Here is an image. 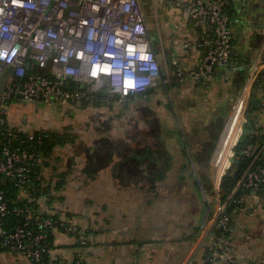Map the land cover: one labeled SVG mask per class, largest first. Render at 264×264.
<instances>
[{"label":"crops","instance_id":"crops-1","mask_svg":"<svg viewBox=\"0 0 264 264\" xmlns=\"http://www.w3.org/2000/svg\"><path fill=\"white\" fill-rule=\"evenodd\" d=\"M160 10L162 15L157 29L169 38V44L172 40L190 44L188 48L176 45L173 56L188 67H196L205 49L194 46L209 38L210 32L193 23L178 28L179 12L165 7ZM226 13L232 30L233 50L240 62H230L207 80L172 82L175 85L170 88L169 96L162 94L160 85L154 92L152 112L143 109L141 95L135 96L130 105L117 106L112 111L103 107L87 108L90 121L95 119L89 123L90 128L109 122L106 139L113 151L111 155L108 150L106 155L111 161L97 175L86 177L83 174L86 146L59 148L49 160L50 165L42 168L43 185L49 190L36 201L38 211L77 225L86 242L82 245L78 239L56 230L50 262L203 263L205 248L216 228L218 204L212 188L210 160L243 86L239 89L232 75L239 66L247 70V77L258 59L263 61L264 73V0H232ZM172 47H169L171 56ZM158 58L163 62L162 53ZM167 69L171 71L172 66L163 67V74ZM3 84L1 80L0 93ZM253 97L260 102L252 115L254 121H259V127L253 126L249 136L260 146L257 162L264 167V86L260 90L257 88ZM17 103L13 101L7 106V120L13 128L16 126L12 122L18 123L23 114L26 123L33 119L17 105L14 112L9 111ZM240 110L236 108L221 146H230ZM250 115L247 113V118ZM151 126L158 132L161 127L158 136L166 142L163 158L161 151L154 148L152 169L158 173L166 170V175L162 180L154 176L148 180L145 177L148 165L143 163L142 173L136 178L118 176L117 165L124 161L125 154H141L144 148L129 146L133 136L149 132ZM20 131L31 133L28 129ZM241 141L244 142V138ZM241 202L243 208L231 223L234 228L232 244L238 249L239 264H264V190L245 196ZM0 264L29 262L22 255L0 251Z\"/></svg>","mask_w":264,"mask_h":264},{"label":"built area","instance_id":"built-area-1","mask_svg":"<svg viewBox=\"0 0 264 264\" xmlns=\"http://www.w3.org/2000/svg\"><path fill=\"white\" fill-rule=\"evenodd\" d=\"M232 0H0V134L5 125L6 102L20 100L36 106L87 108L94 105L121 106L126 99L156 90L160 85L207 80L230 63L232 30L224 15ZM170 8L179 12L178 28L194 24L210 32V37L194 47L205 49L199 64L188 67L176 57L169 61L159 37L163 55L161 64L145 21L144 8ZM157 23V22H156ZM157 28V25H156ZM158 30V29H157ZM158 35L160 32L158 30ZM173 47L190 44L172 40ZM172 66L163 74V67ZM258 59L235 99L222 134L210 160L211 182L216 206V238L205 249L202 264H239L238 249L232 244L234 228L226 215L236 203L240 191L258 194L264 190V167L256 166L260 146L253 141L239 156L247 161L231 190L222 195L221 186L235 158L236 145L248 124V108L255 86H264V73ZM99 93L107 98H98ZM241 115L235 125L230 146H221L236 108ZM254 120V119H253ZM259 127L255 120L253 126ZM35 155L29 150L4 146L0 175L19 186L30 178L29 162ZM12 212L25 223L6 233L0 228V246L24 256L29 264H43L48 232L60 231L86 245L75 224L54 219L30 208L9 210L0 189V224ZM33 222L36 231L27 230ZM79 264V263H78ZM130 264H136L132 260Z\"/></svg>","mask_w":264,"mask_h":264},{"label":"trees","instance_id":"trees-1","mask_svg":"<svg viewBox=\"0 0 264 264\" xmlns=\"http://www.w3.org/2000/svg\"><path fill=\"white\" fill-rule=\"evenodd\" d=\"M226 8H230L231 6ZM147 7V6H146ZM226 10L224 12V15L228 14L226 13ZM229 19V18H228ZM150 35V31H149ZM151 37V36H150ZM154 43V42H153ZM154 46V44H153ZM232 48H233V38H232ZM240 60V57L236 55L235 49L232 51L230 62H237ZM240 62V61H239ZM233 73V79L234 84L237 85V87L240 89L243 85L247 70L240 69L239 66ZM175 84H166L162 85L160 89L162 91L163 95L169 96V90L171 87H173ZM259 86V83L256 84L255 89ZM155 90H149L143 95L139 97V99L143 100V109L147 110L148 112H152V104H153V97H154ZM107 94L105 93H99L98 98H107ZM144 97V98H143ZM135 98V96H132L125 100V102L121 105V107H125L127 104L130 105V101H132ZM13 101H20V100H10L7 101L5 105H9ZM93 108L100 109L99 105L92 106ZM117 106H105L103 109H108L109 111H112L113 109H116ZM170 106L168 105L167 108ZM91 108V107H87ZM86 109V108H81ZM257 110L256 106H253L252 103L249 105L248 113L251 114L248 118V123L254 124V118L253 113ZM5 120V125L2 129V133L0 134V159L2 158V149L4 146H12V148H19L21 150H29L30 153H33L35 155V158L33 161L29 162V167L31 170L30 178L25 186H19L17 182L13 179L5 178L4 176L0 175V189L4 192V200L8 205V208L10 211H12L15 208H25L28 207L34 213H39L38 206L36 204V201L41 196L47 195L49 188L44 187L43 185V177H42V168H46L50 165L49 160L53 157L54 153L59 148H64L66 146H86L84 149L85 151V161H86V167L83 169V174L86 177H93L97 175V173H100L108 167L110 163V157L107 156V151L109 150L111 155L113 149L108 146V141L106 139V135L108 134V125L109 122H103L101 123L97 128L92 127L90 124H85L86 136L83 138V134H74L70 130L68 131H34L31 133L22 132L16 128H13L8 120L7 116H3ZM94 119V118H93ZM95 120V119H94ZM88 126V127H87ZM153 126L150 127L149 132L145 133H139L133 136L132 142L129 146H144L142 149L141 154H137L136 152L129 154H125V159L122 163H118L117 165V175L122 176H128L131 178H136L139 176L142 171L140 169V166L145 163L148 165V168L145 170V177L148 178V180L153 179L154 177L157 179H163V177L166 175V170H162L161 173L156 172L152 169V163H153V157L152 155H156V152L154 151V148H158L161 152V158L162 155L165 153V146L166 142L161 136H158V133L161 132V127L159 126V132L158 129L152 130ZM177 132V131H176ZM179 132H177L178 134ZM164 137V135H162ZM244 142L240 149H236L235 151V159L240 160L241 162L247 163L246 160L241 158L239 156V153L243 150L245 146L250 144L253 140L249 135H243ZM82 142V143H81ZM139 144V145H138ZM92 146V148L90 147ZM159 155V156H160ZM256 166H259V163L256 162ZM263 167V166H261ZM236 170L235 165H231V168L226 176L227 183L223 184L221 186V192L222 197L226 193H228L233 185L235 184L236 179L233 178V174ZM154 176V177H153ZM153 177V178H152ZM151 181V180H150ZM247 195H250L248 191H240L236 196V203L232 204L228 211L226 212V215L230 218L231 223L233 217L243 208V203L241 202L243 198ZM48 215V214H47ZM54 219H58L54 216ZM25 223V220L23 217L15 216L12 212H10L8 215L2 218L0 228L5 231L6 233L12 232L16 227H22ZM27 230L36 231L37 228L33 222H29L28 226L26 227ZM56 230H50L48 232V241H47V251L43 256V264H57L49 261V253L53 249V240H54V232ZM218 234L217 227L212 232L211 241L216 238V235ZM1 241V239H0ZM206 249V248H205ZM0 251H9L8 248H2L0 246ZM10 252V251H9ZM206 253V252H205ZM76 264V263H75Z\"/></svg>","mask_w":264,"mask_h":264},{"label":"rangeland","instance_id":"rangeland-1","mask_svg":"<svg viewBox=\"0 0 264 264\" xmlns=\"http://www.w3.org/2000/svg\"><path fill=\"white\" fill-rule=\"evenodd\" d=\"M160 9H155L154 4L148 3L147 7L144 8L145 12V21L147 23L148 29L150 31V36L153 39L154 49L157 51V53L160 52V42L158 37V31L156 28L157 21L160 22L161 13ZM157 31V33H156ZM160 39L162 41V44L165 47L167 58H170V50L169 47H172L171 44H169V38L166 37L163 33L160 32ZM172 56L176 55L175 48L172 47ZM175 57V56H174ZM161 60V58H160ZM162 64V61H160ZM19 103L14 104V106L11 107L9 111L14 112L15 106H19L20 110L24 113L30 114L33 119L29 122H25V115H22V119L19 118L18 123L12 122V125L16 126L17 129H28L31 132L34 131H68L70 130L74 134H83V138L86 136L87 129L85 128V124H88L90 122H93V118L90 121L89 118V112L86 109L81 108H70V107H51L49 105H43L41 107L36 108L32 104H25L21 101H18ZM8 109V108H7ZM98 118H102L99 117ZM102 122V121H101ZM29 124V125H28ZM88 127V126H87ZM117 127H120L118 125ZM244 137L241 136V140Z\"/></svg>","mask_w":264,"mask_h":264},{"label":"water","instance_id":"water-1","mask_svg":"<svg viewBox=\"0 0 264 264\" xmlns=\"http://www.w3.org/2000/svg\"><path fill=\"white\" fill-rule=\"evenodd\" d=\"M242 69H244V68H242ZM259 103L260 102L257 99H253V101H252V105L253 106L258 105ZM251 132H252V124L248 123L247 125L244 126L243 131H242V134L243 135H250ZM242 144H243V142L242 141H239L237 143V145H236V149H240L241 146H242ZM230 163H231V165H235L236 166V170H235V172L233 174V178L236 179V178H238V176L240 175L242 169L244 168L245 163L244 162H241L240 160H237L235 158H232L230 160ZM226 183H227V179H225L223 181V184H226Z\"/></svg>","mask_w":264,"mask_h":264}]
</instances>
